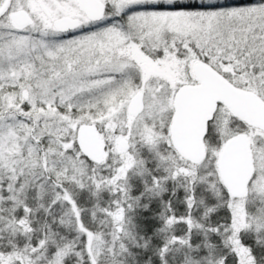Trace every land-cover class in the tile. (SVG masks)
Returning <instances> with one entry per match:
<instances>
[{
  "label": "snow or ice",
  "instance_id": "6c2138e0",
  "mask_svg": "<svg viewBox=\"0 0 264 264\" xmlns=\"http://www.w3.org/2000/svg\"><path fill=\"white\" fill-rule=\"evenodd\" d=\"M0 264H264V0H0Z\"/></svg>",
  "mask_w": 264,
  "mask_h": 264
},
{
  "label": "trees",
  "instance_id": "16d2710c",
  "mask_svg": "<svg viewBox=\"0 0 264 264\" xmlns=\"http://www.w3.org/2000/svg\"><path fill=\"white\" fill-rule=\"evenodd\" d=\"M233 3L239 2V3H244L245 0H232ZM248 2H250V0H248Z\"/></svg>",
  "mask_w": 264,
  "mask_h": 264
}]
</instances>
